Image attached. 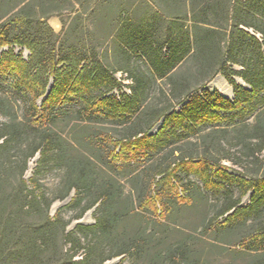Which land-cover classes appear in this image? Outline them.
<instances>
[{
	"label": "trees",
	"instance_id": "trees-1",
	"mask_svg": "<svg viewBox=\"0 0 264 264\" xmlns=\"http://www.w3.org/2000/svg\"><path fill=\"white\" fill-rule=\"evenodd\" d=\"M172 1L177 4L176 8L187 5L185 0H165V4L170 5ZM216 5H220L224 21H231L229 32L223 24H211L193 16L191 28L195 30L173 37L172 31L161 32L160 22L167 21L175 28L178 26L175 22L187 19L186 13L180 15L158 8L154 0H0V48L6 46L0 53V76L10 77L27 98L20 118L13 115L0 122V250L10 246L12 259L23 257L28 264L36 258L39 264H48L53 254L56 264H102L118 256L121 258L116 264H123L122 255L142 250L140 234L134 231L129 235L125 231L124 218L131 209L122 200L119 179L112 174L127 155L160 153L161 161L142 170L150 184L157 175L170 183L177 166L193 171L206 191L217 192L222 197V206L212 218L225 215L222 228H232L238 220L253 218L264 209V180L246 179L233 175L224 166L216 167L222 160L235 161L226 137L236 124H243L251 115L255 116V123L248 137L256 141L251 143L256 145V153L264 148V0H236L233 4L225 0L189 1L188 9L193 13L200 6L205 12ZM139 6L143 11L130 12L131 7ZM105 12L112 28L110 36L118 43L117 54H100L95 46L86 44L85 37L94 33L90 24L94 25ZM52 16L59 19L61 30L65 29L66 38L63 36L58 45L55 41L58 33L47 22ZM216 33L229 36L228 50L221 53L227 56L220 58L216 69L231 84L232 99L216 91H195L196 88L183 84L173 72L190 54L202 56L203 63L210 61L211 54L218 58L221 46L214 39ZM243 38L254 45L257 56L239 61L235 55L240 54ZM14 46L27 49V58L21 52L16 53ZM136 59L146 64L149 73L136 64ZM235 63H240L242 70H233L231 65ZM118 70L125 71L129 78L130 83L125 85L129 92L121 91L124 84L114 76ZM214 72L204 77L203 83ZM231 74L239 76L249 88L237 84ZM163 78L169 84L168 104L150 106L146 99L152 83ZM49 79L52 84L48 89ZM115 90L120 93L115 94ZM38 98H41V107L37 104ZM70 100L80 103V112L85 117H104L117 125V129L110 131L114 147L106 155L105 164L92 160L97 154L71 152L52 129L50 123L55 120L59 106ZM4 108L0 99L1 114L5 113ZM158 121L160 126L149 133ZM28 135H32V146L17 155L15 149L21 147ZM189 135H194L196 140L193 147L185 150L178 143H191L187 139ZM36 153L38 158L29 180L32 188H28L23 174ZM194 157L198 160L193 161ZM126 163L129 166L133 162ZM50 164L63 169L62 194L58 198L63 199L74 190L70 199L74 203L81 199L83 191L90 193V200L77 217L93 208V224L77 223L66 231L59 214L54 218L48 214L51 200L40 190L36 176ZM16 166V183L7 189L4 187L10 178L7 171ZM234 184L239 189L236 197ZM249 190H252L249 204L239 205ZM41 212V221H36V215ZM21 217L32 222L24 224ZM58 233L62 240L68 241L65 250L57 244ZM80 236L85 238L86 245L77 259ZM121 236L124 239L120 245L110 246ZM246 242L244 249L256 251L260 258L258 264H264V222L257 234L247 235ZM186 253L181 246L174 248L171 263L196 264L194 258H184ZM150 264L158 263L152 258Z\"/></svg>",
	"mask_w": 264,
	"mask_h": 264
},
{
	"label": "rangeland",
	"instance_id": "rangeland-1",
	"mask_svg": "<svg viewBox=\"0 0 264 264\" xmlns=\"http://www.w3.org/2000/svg\"><path fill=\"white\" fill-rule=\"evenodd\" d=\"M155 4L163 8H167L169 11L180 15H185L187 19L181 18L174 24L178 25L173 28V25L167 21H162L159 24L161 32H171L172 36L176 37L179 33L186 34L187 30L192 32L194 27L192 26L191 19L204 20L211 24H223L227 27L229 32V26L231 21L226 22L223 19V14L220 11L219 6L216 5L212 10L207 9L205 12L202 7H195L194 12H189L188 3L193 1L197 3L198 0H185V4L181 8H176L177 4L172 1L170 5L165 4V0H154ZM236 0H225V2L233 4ZM242 1V0H240ZM155 10L156 7L152 6ZM179 9L180 12H179ZM157 10V9H156ZM143 11L142 7H131L130 12L134 14ZM103 17V18H102ZM98 17L93 24H90V28L94 29V33L86 38V44L95 46L99 50L100 54H117L118 43L110 36L112 28L107 17V12ZM48 24L53 30L58 33L55 41L56 44L65 37V29L61 30V23L55 16L48 18ZM248 32H253L250 28H245ZM229 34V33H227ZM234 32V38H235ZM64 36V37H63ZM259 37V34L256 33ZM228 37L222 33L214 34V39L221 46V51L218 52L216 58L214 54H211L209 62H202V56H196L195 54L188 55L182 62H180L173 70L177 78L182 80L183 84H187L189 87L196 88L195 91L206 89L210 92L216 91L219 94L232 99L233 91L232 86L223 75V73L216 69L221 57L226 58L227 54H221L228 50ZM66 38V37H65ZM72 39V38H71ZM243 47L239 48L240 54H236L235 57L242 61V58L256 57L254 53V45L251 44L248 38H243ZM5 47L0 48L1 51L5 50ZM16 53L21 52L24 58H27L29 52L27 49L14 46ZM245 53V54H242ZM136 64L139 65L146 73L149 70L141 59H136ZM229 64V63H227ZM233 70H242L240 63L231 65ZM215 72L204 83V77L210 73ZM114 76L121 80V91L129 92L125 86L130 83L129 78L126 77L125 71L118 70L114 73ZM230 77L239 85L249 88V86L236 74H231ZM238 79L243 81L244 85L238 82ZM52 84V80L49 79L48 86ZM203 84V85H202ZM169 84L165 78L155 79L152 83L151 90L147 96L146 102L150 106L155 104L167 106L166 94L168 92ZM223 93H222V92ZM115 94H119L120 90H115ZM0 99L5 105V113H0V122L7 121L11 116L15 115L20 118L24 112V106L27 104V98L17 88L14 81L7 76H0ZM41 98L37 99V104L41 107ZM80 103L77 100H70L59 106V112L54 121L50 123L52 129L57 136H61L63 143L70 149L71 152L83 155L97 154V159H92L95 163H106V155L114 147L112 140L114 137H110L111 129L116 128L115 123H111L104 117H90L87 118L80 112ZM264 120V114L262 115ZM44 121V120H42ZM255 123V116L251 115L246 118L243 124H236L231 134L227 135V145L231 147L229 152L233 160H222L220 165L216 167L224 166L225 169L236 176H241L246 179L254 178L258 181L264 180V148L261 153H256V145H252V142H256L254 139H250L248 136L251 133V126ZM224 124V123H220ZM160 126L158 121L150 130L149 133H154ZM114 133V132H113ZM111 138V139H110ZM196 137L189 135L187 139L191 140V143L180 142L183 149L189 150L193 147ZM244 140V141H243ZM32 135H28L24 143L20 148L15 149L17 155L23 154L32 146ZM96 146L99 151L94 147ZM118 149H116L117 151ZM253 152V153H252ZM255 152V153H254ZM160 153L154 155H141L123 157L118 164L121 165L112 174L119 179L123 195L122 200L127 203L130 213L124 218L123 225L126 233L129 235L134 231L139 233L143 238V249L140 251H132L130 254L123 256V264H150L151 259L154 258L158 264H172L171 252L174 248L182 247L187 253L184 258L191 257L195 259L196 264H258L260 258L257 256L256 251H246L244 247L247 245V235L257 234L260 231V226L264 222V209L252 218H248L245 221L238 220L232 228H222L221 223L225 218V215L212 219L218 210L222 206V197L217 193H211L206 191L202 186V181L199 177L193 173V171H187L185 168L177 166L175 167L173 178L168 183L165 180L159 179V175L155 177V181L151 184L146 181V175L142 172L143 168L147 165L155 164L160 160ZM14 158V157H12ZM38 153L32 157L27 163V169L23 174V178L26 181L28 188H32L30 179L32 178L33 168L35 166ZM162 159V158H161ZM13 160V159H12ZM193 161H197L198 157H194ZM130 161L129 166L126 162ZM30 168H29V164ZM15 165V164H12ZM17 166L8 170L9 180L5 182V188H11V184L16 183ZM2 169H0V172ZM63 175V169L55 165H49L46 169L41 171L37 176L38 185L41 191L45 193L48 199L51 200V204L48 209V214L54 218L57 214L60 215L62 221L66 224V231L73 229L75 224L90 225L94 223L93 208L85 211L81 216L77 217L80 209L90 200L91 195L87 191H83L81 199L74 203H71L70 199L74 196V190H70L69 194L63 199L58 198L62 194L60 183ZM135 175L137 177H135ZM134 176V178H133ZM181 187V188H180ZM234 196L238 195L239 189L234 184L233 186ZM252 190H249L240 199L239 205L246 206L250 201V194ZM154 201V205L152 204ZM7 211H5V214ZM24 224H29L30 219H24ZM36 221H41V214H37ZM32 222V221H31ZM124 236H126L124 234ZM81 237V247L78 249L75 258H81L86 240ZM123 236L115 238L110 246L120 245L122 243ZM230 243V244H229ZM57 244L62 246L65 250L69 244L67 240H62L60 233H58ZM9 248V249H7ZM11 247H5L4 250H0V264H28L22 257L18 260H13L9 250ZM99 255L103 254L102 247L98 251ZM99 257V256H98ZM121 256L112 257L107 259L102 264H116L119 262ZM56 257L53 254L48 264H56ZM32 264H39L37 258Z\"/></svg>",
	"mask_w": 264,
	"mask_h": 264
},
{
	"label": "bare ground",
	"instance_id": "bare-ground-1",
	"mask_svg": "<svg viewBox=\"0 0 264 264\" xmlns=\"http://www.w3.org/2000/svg\"><path fill=\"white\" fill-rule=\"evenodd\" d=\"M238 82H239L240 84L244 85L243 81H241L240 79H238ZM221 92H222V91H221ZM222 93H223V92H222ZM30 165H31V163L29 164V168H30Z\"/></svg>",
	"mask_w": 264,
	"mask_h": 264
}]
</instances>
